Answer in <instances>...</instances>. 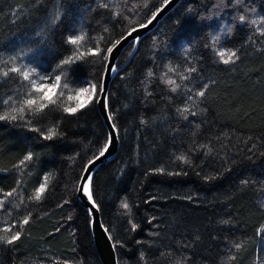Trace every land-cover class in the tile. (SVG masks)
<instances>
[{
	"label": "trees",
	"instance_id": "obj_1",
	"mask_svg": "<svg viewBox=\"0 0 264 264\" xmlns=\"http://www.w3.org/2000/svg\"><path fill=\"white\" fill-rule=\"evenodd\" d=\"M167 1L0 0V69L21 51L61 77L54 103L21 113L38 96L10 68L0 75V115L16 116L0 120V264H103L78 190L109 131L96 99L65 111L67 91L99 89L108 57L89 49L113 48ZM262 30L264 0H181L119 58L108 107L120 146L91 185L119 264H264ZM80 35L77 51L67 41ZM228 50L234 63L218 55Z\"/></svg>",
	"mask_w": 264,
	"mask_h": 264
},
{
	"label": "water",
	"instance_id": "obj_2",
	"mask_svg": "<svg viewBox=\"0 0 264 264\" xmlns=\"http://www.w3.org/2000/svg\"><path fill=\"white\" fill-rule=\"evenodd\" d=\"M180 1L181 0H168L161 7V9L153 16L155 18L154 19L152 18L150 20L151 23L147 22L145 24L147 25L146 27L140 26L134 28L136 29V31L131 30L128 34H126L123 38L119 40V43L112 48V52L108 56V62L103 79V87L105 90L104 95L107 96V106H105V100L103 96L99 97V102H97V105L104 119V122L107 126L109 134L110 133L112 134L111 143L108 146V150L104 152L103 156L99 155V159H97L98 157L97 156L87 165L83 173V176L81 178L79 190H78V197L81 203L91 213L92 231L94 235L95 245L103 264H119L116 248L110 234L108 233L106 227L102 222L101 213L97 204L94 201L93 195L91 196V199H89L88 195L82 192L80 189L83 187L85 177H87L89 173H91V185H92V179L96 170L104 163L112 161L119 150L120 140H119L118 130L115 124L113 123L108 107V95H109L110 86L114 77L118 72L117 62L128 46L134 43L135 46L134 48L136 49L140 40L145 36H147L149 33H151L156 28L158 23L162 21L164 17L168 15L180 3ZM137 37L138 40L136 39ZM113 68L115 69V71H112ZM113 125L115 126L114 128Z\"/></svg>",
	"mask_w": 264,
	"mask_h": 264
},
{
	"label": "snow or ice",
	"instance_id": "obj_3",
	"mask_svg": "<svg viewBox=\"0 0 264 264\" xmlns=\"http://www.w3.org/2000/svg\"><path fill=\"white\" fill-rule=\"evenodd\" d=\"M155 17H153L154 19ZM241 20L244 19V17H240ZM149 23H151V21H149ZM253 23H255V21H253ZM147 25H141V27H146ZM132 31H136V29H132ZM264 31V30H262ZM131 34V33H130ZM138 40V37L136 38ZM84 40V36L80 35V36H75V37H69L68 38V43L77 46V51L79 49V46L81 44V42ZM119 41H116L112 47H115L116 44H118ZM101 51L105 52V56L104 58L107 59L108 55L111 54L112 52V48H108L107 50H101L99 48L96 49H89L88 54L90 55H99ZM83 55H85V53L80 52L78 55H75L73 57H69L65 60H63L61 63L62 64H71L73 62H75V60L80 59ZM218 55L221 57L223 63L228 64V63H234L236 59H239V57L237 56L236 51H219ZM195 69H189L188 71H194ZM9 71L11 72H16L19 73L20 75L23 76L24 80H30V75H34V71L33 73H29L28 71H23L21 72V70L17 67H12L9 69ZM112 71H115V69L113 68ZM169 71H174V69L169 68ZM151 74V73H150ZM4 76H8V72H4L3 73ZM185 79H187V77H184ZM48 78L47 77H42V76H37L36 80H30V84H29V88L31 90H34L35 92L39 93V99L31 97V94L29 93L28 98L24 99L23 104L19 107L18 111L23 113L24 111V107L27 106L29 109H31L33 106H37V111H42L44 108H46L48 106L47 103H41L40 101H47L48 103H54L55 101L53 100V97L56 95V89L59 88L60 85V80L61 77L60 75H56L54 78V82L51 85H48L47 83H37V81H46ZM166 83L173 85L172 87V91H176V89L179 87V85L176 83L175 80L172 79H168L166 81ZM64 88H67V84L65 83ZM104 87L103 84H101L99 86V89L97 88V85L92 84L90 85V89L89 88H81L79 89V91L76 93L75 96H69L68 99L69 100H73L75 99L77 101L76 106L75 107H66L65 111L71 112V113H75L77 112L79 109H82L84 107L87 106V104L91 103L93 101V99H96L97 102H99V97L103 96L104 100H105V106H107V96L104 95ZM63 91L60 92V95L63 96ZM198 96L202 97L205 95L204 91H199L197 93ZM12 99L11 97L5 99L3 101V103H8V101ZM14 111H16V109H14ZM189 111V109L187 107H185L183 109V112H187ZM16 119L15 115H12L11 117L8 116V114H4V115H0V120H4V119ZM22 118V117H21ZM115 126L113 125V128ZM55 135V130L54 129H50L48 132V135L45 137L46 139H52V137ZM111 133L109 134V140L108 142L105 144L103 151L100 152V156L104 155V152H106L108 150V146L111 143ZM32 157L29 154L28 156L25 157L26 160H30ZM97 159H99V156L97 157ZM180 159H184V157H180ZM23 163V161L21 162ZM47 177H45V183L41 184L40 187L36 190V194L34 196L35 199L39 200L41 198V195L43 194V192L45 191V188L47 186ZM82 192L86 193L89 197V199H91L92 196V190H91V173H89V175L87 177H85L84 180V185L83 187L80 189ZM8 195H11V193H8ZM94 203V202H93ZM124 208H128V204L125 202L122 205ZM24 224L28 223L27 219L23 220ZM133 227H135V225H133ZM19 239V232L15 233L11 239H9L7 242L8 243H12L14 240ZM237 247H239V245H237Z\"/></svg>",
	"mask_w": 264,
	"mask_h": 264
},
{
	"label": "rangeland",
	"instance_id": "obj_4",
	"mask_svg": "<svg viewBox=\"0 0 264 264\" xmlns=\"http://www.w3.org/2000/svg\"><path fill=\"white\" fill-rule=\"evenodd\" d=\"M117 0H104V2L106 4H112L114 2H116ZM25 53H22L21 51H19L17 54H13V58L11 59V62L9 63V67H3L0 69V75H2L4 72H6V70L8 68H12V67H17L21 70V72L23 71H28L30 74L33 73L34 71V75H30V80H36L37 79V76H42V77H47L48 79L46 81H37V83H47L48 85H51L53 82H54V78L55 77H52L51 75H44V74H39L38 71H36L35 69H33L28 63L27 61L25 60ZM29 80V82H30ZM89 88L90 89V85H87V86H84V87H81V88ZM79 88V89H81ZM58 89V88H57ZM57 89H56V92H57ZM79 89L77 91H75V93H71L70 91H67V93L69 94L68 97L71 95V96H75L76 93L79 91ZM74 92V91H72ZM35 96L39 98L40 94L35 92ZM72 102H74V107L76 106V103L77 101L75 99L72 100ZM1 201H0V208H1Z\"/></svg>",
	"mask_w": 264,
	"mask_h": 264
}]
</instances>
